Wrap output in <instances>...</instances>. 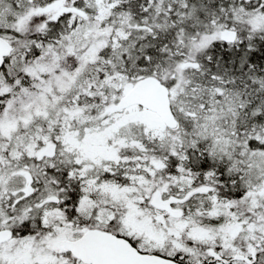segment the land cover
Wrapping results in <instances>:
<instances>
[{
	"label": "snow or ice",
	"instance_id": "obj_1",
	"mask_svg": "<svg viewBox=\"0 0 264 264\" xmlns=\"http://www.w3.org/2000/svg\"><path fill=\"white\" fill-rule=\"evenodd\" d=\"M0 264H264V0H0Z\"/></svg>",
	"mask_w": 264,
	"mask_h": 264
}]
</instances>
